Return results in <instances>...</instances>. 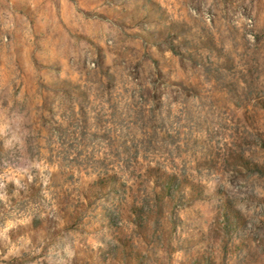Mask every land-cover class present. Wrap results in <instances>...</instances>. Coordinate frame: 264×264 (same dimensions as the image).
<instances>
[{
    "label": "rangeland",
    "instance_id": "obj_1",
    "mask_svg": "<svg viewBox=\"0 0 264 264\" xmlns=\"http://www.w3.org/2000/svg\"><path fill=\"white\" fill-rule=\"evenodd\" d=\"M0 264H264V0H0Z\"/></svg>",
    "mask_w": 264,
    "mask_h": 264
}]
</instances>
